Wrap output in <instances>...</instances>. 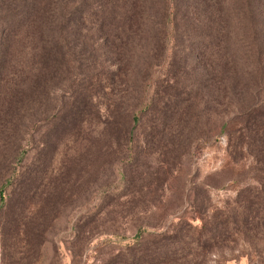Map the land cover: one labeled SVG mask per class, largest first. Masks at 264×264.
I'll return each instance as SVG.
<instances>
[{
	"label": "rangeland",
	"instance_id": "374dc122",
	"mask_svg": "<svg viewBox=\"0 0 264 264\" xmlns=\"http://www.w3.org/2000/svg\"><path fill=\"white\" fill-rule=\"evenodd\" d=\"M17 1L0 0V21ZM200 8L175 24L225 33L224 13ZM148 11L156 15L154 7ZM141 30L113 75L109 38L99 37L93 20L77 34L63 30L64 40L45 38L50 47L43 54L28 27H15L9 62L0 67V183L11 180L0 201V264H102L137 229L198 225L204 212L225 208L241 185L254 181L249 148L229 153L219 131L226 118L223 75L216 73L209 89L173 98L175 85L198 74L201 58L173 62L174 40L163 37V23ZM219 37L197 51L220 55L225 37ZM163 93L170 104L159 120ZM250 98L264 94L248 93L238 103ZM207 256L212 264H248L242 241Z\"/></svg>",
	"mask_w": 264,
	"mask_h": 264
},
{
	"label": "trees",
	"instance_id": "16d2710c",
	"mask_svg": "<svg viewBox=\"0 0 264 264\" xmlns=\"http://www.w3.org/2000/svg\"><path fill=\"white\" fill-rule=\"evenodd\" d=\"M196 5L200 11L203 5V12L212 8L224 13L228 21L220 55L204 56L197 50L208 42L211 46L212 38L221 39V31H193L175 24L177 18L193 16L192 8ZM212 5L209 0H75L57 6L52 0H18L16 6L4 11L7 17L0 21V67L9 62L5 51L17 25L29 28L31 38L43 54L49 46L45 38L64 40L63 30L77 34L83 21L93 20L99 37L109 38V52L114 56L109 59V74L117 75L128 60L123 57L129 50L127 42L142 31L141 26L157 21L163 23V37L170 33L168 41L174 40L173 62L191 58L194 62L196 56L201 58L199 63L196 60L198 74L193 80L181 82L186 90L175 85L173 98H182L188 91L209 89L215 74L223 75L220 97L224 100L226 118L221 121L219 131L227 137L229 153L237 150L242 153V148H249L253 161L250 176L254 181L241 185L225 208L204 212L198 225L177 223L159 231L137 229L133 240L109 254V260L102 264H212L207 255L239 241L245 243L248 264H264V99L250 98L246 103L241 99L238 103V98L248 93L264 94V0H217V5ZM151 7L156 10L155 16L148 11ZM195 48L196 53L189 52ZM201 76L208 85L202 84ZM85 81V76L78 80L81 84ZM170 97L168 93L158 97L159 120L160 113L170 104ZM175 113L182 116L184 112ZM137 119L138 115L132 112V123ZM9 182L6 177L0 183V201Z\"/></svg>",
	"mask_w": 264,
	"mask_h": 264
}]
</instances>
